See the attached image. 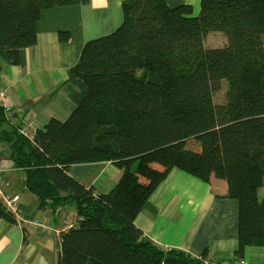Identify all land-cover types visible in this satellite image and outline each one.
Instances as JSON below:
<instances>
[{
  "label": "trees",
  "instance_id": "16d2710c",
  "mask_svg": "<svg viewBox=\"0 0 264 264\" xmlns=\"http://www.w3.org/2000/svg\"><path fill=\"white\" fill-rule=\"evenodd\" d=\"M88 2L0 0V61L25 65L42 10ZM121 12L115 30L86 41L68 70L61 88L74 110L66 120L23 137L0 105V146H9L39 209L73 207L56 264H203L206 251L162 249L135 225L174 169L225 184L218 197L238 205L237 261L264 249V0H200L196 14L189 3L123 0ZM218 35L222 45L206 44ZM223 80L235 85L215 103ZM104 163L121 172L104 193L68 174ZM0 221L17 223L1 203Z\"/></svg>",
  "mask_w": 264,
  "mask_h": 264
},
{
  "label": "crops",
  "instance_id": "0c3cea01",
  "mask_svg": "<svg viewBox=\"0 0 264 264\" xmlns=\"http://www.w3.org/2000/svg\"><path fill=\"white\" fill-rule=\"evenodd\" d=\"M122 1L89 0L85 5L44 9L35 26L36 43L26 50L25 65L17 67L0 61V105L8 109L10 126H16L19 134L26 121L32 122L36 131L50 119L64 121L72 113L74 105L61 85L68 70L77 62L84 43L112 32L120 24ZM199 2L165 0L170 7L189 3L195 14ZM66 35L69 38L61 40ZM18 171L10 159L9 146L1 145L3 191L20 196L25 218L44 224L33 228L0 221V264H56L60 249L58 236L69 227L74 212L70 214L66 208L39 209L37 197L25 186L23 192H17L13 177ZM68 174L86 186L93 185L98 193H104L117 182L121 172L104 163L73 165ZM179 181L180 177L168 190L156 188L149 198L151 209L138 214L136 227L162 249L182 251L193 257L206 251L216 261L237 264L239 260L234 253L238 205L235 200L218 197L225 193V184L212 178L209 183L196 179V184L187 189L186 182L179 184ZM258 194L263 196L264 191L259 190ZM242 260L246 264H264V249L248 248Z\"/></svg>",
  "mask_w": 264,
  "mask_h": 264
},
{
  "label": "rangeland",
  "instance_id": "374dc122",
  "mask_svg": "<svg viewBox=\"0 0 264 264\" xmlns=\"http://www.w3.org/2000/svg\"><path fill=\"white\" fill-rule=\"evenodd\" d=\"M122 13V12H121ZM223 42H224V39H223V37L222 36H214V37H210L209 39H207L206 40V44H209V45H222L223 44ZM232 85H235L234 83H229V82H227L226 80H223L222 81V85H221V89L218 91V92H216L215 94H214V98H213V100H214V102L215 103H220V102H222L223 100H224V92H225V90L229 87V86H232ZM180 90L184 93V94H186L187 96H190V95H193L194 93H195V90H194V88L193 87H185V86H182L181 88H180ZM69 117V116H68ZM67 117V118H68ZM27 122V121H26ZM26 122H24L23 124H26ZM22 124V125H23ZM23 136V135H22ZM23 137H25V136H23ZM157 162V163H156ZM155 166H156V168H157V176L159 177L160 175H161V173H162V170H163V167H164V165H163V162L161 161V160H156V161H153L152 162ZM136 165V166H135ZM134 165V168L136 169H134V171H139V167L137 166V163ZM116 169V168H115ZM118 170V169H117ZM180 177V181H179V184L181 183V182H186V186H187V189H189L190 188V186L191 185H195L196 184V179L194 178V177H191V176H189L188 174H186V173H184V172H181V171H178V170H176V169H174V170H172L171 172H170V174L168 175V177L166 178V179H164L163 181H162V183H160V185L158 186L159 188H161V189H170V188H172V187H174L175 186V181H177L178 180V178ZM24 179H25V173L23 172V171H18L17 172V174L13 177V182H14V184H15V186H17L18 187V189H17V192H19V193H21V192H23V188H25L24 187V184H23V182H24ZM212 179L213 180H215L214 179V177H212ZM219 181V180H218ZM188 182H189V184H188ZM219 182H221V183H223L222 181H219ZM224 184V183H223ZM114 184H112L111 186H110V188L113 186ZM195 187V186H194ZM108 190H105V192H107ZM264 191V185H263V187L260 189V193H262ZM24 192H26V190L24 189ZM203 207V209H205V205H203L202 206ZM67 210H68V212L71 214L72 213V211H73V207L71 206V205H66V207H65ZM203 209L200 207L199 209H198V211H199V214L201 215V213H203ZM197 211V212H198ZM68 213V214H69ZM245 262V261H244ZM246 264V263H245Z\"/></svg>",
  "mask_w": 264,
  "mask_h": 264
},
{
  "label": "built area",
  "instance_id": "2783aa9c",
  "mask_svg": "<svg viewBox=\"0 0 264 264\" xmlns=\"http://www.w3.org/2000/svg\"><path fill=\"white\" fill-rule=\"evenodd\" d=\"M2 95V94H1ZM35 133L34 126L32 122L27 121L26 124H23L20 128V134L25 137L32 138V135ZM4 182L0 177V203L5 206V208L15 215V220L18 224L30 225L33 228H41L44 222H39L37 220L28 219L21 215L20 212V196L18 194H7L3 191ZM71 221L69 226L72 225ZM203 264H228L224 262H219L213 259L211 256H207L203 261ZM237 264H245L244 260H240Z\"/></svg>",
  "mask_w": 264,
  "mask_h": 264
},
{
  "label": "clouds",
  "instance_id": "9594fccd",
  "mask_svg": "<svg viewBox=\"0 0 264 264\" xmlns=\"http://www.w3.org/2000/svg\"><path fill=\"white\" fill-rule=\"evenodd\" d=\"M240 261V260H239Z\"/></svg>",
  "mask_w": 264,
  "mask_h": 264
}]
</instances>
